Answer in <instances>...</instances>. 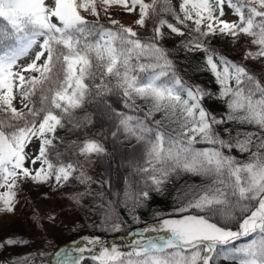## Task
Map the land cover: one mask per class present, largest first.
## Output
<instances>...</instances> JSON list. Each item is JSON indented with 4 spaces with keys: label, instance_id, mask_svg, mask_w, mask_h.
Instances as JSON below:
<instances>
[{
    "label": "snow or ice",
    "instance_id": "1",
    "mask_svg": "<svg viewBox=\"0 0 264 264\" xmlns=\"http://www.w3.org/2000/svg\"><path fill=\"white\" fill-rule=\"evenodd\" d=\"M180 176L171 211L144 220ZM29 184L91 221L70 231H96L8 264H264V0H0V214ZM130 224L127 245L96 234ZM31 243L0 236V252Z\"/></svg>",
    "mask_w": 264,
    "mask_h": 264
},
{
    "label": "rangeland",
    "instance_id": "2",
    "mask_svg": "<svg viewBox=\"0 0 264 264\" xmlns=\"http://www.w3.org/2000/svg\"><path fill=\"white\" fill-rule=\"evenodd\" d=\"M175 3L176 0H173V4ZM109 12L112 13L113 19H119L125 24L131 23L133 19L131 15L124 13L123 9L119 6L114 5L110 7ZM101 21L107 23V19L103 16V14L101 16ZM216 41L221 49L232 51L239 48V44L235 47L231 45L230 38L219 37L216 38ZM169 42L174 44L177 43L176 40H170ZM241 43H244V41H241ZM207 104L209 107L213 106V104L209 101H207ZM45 192H48V189L45 186L36 188L34 185L29 184L25 189L24 198L21 199V203L16 208L15 214H0V236H9L15 234L23 236L25 239H29L32 242L30 248H12L7 252H0V262L3 260L8 261L17 254L33 251L32 249L40 248V246L43 245H45V247L53 246L55 249H57L61 247L74 246L77 244L69 242V238L66 233H69L70 230L59 221L58 217L55 224L44 222V227H37L33 224L31 217L34 210H38L41 213L50 212L53 210V207L57 202V198L55 196L57 193L50 194L49 197L45 199L43 196V193ZM25 200L28 202L25 203ZM73 226L74 224L72 227ZM132 239L133 236L130 234L129 237H126L121 241L127 245L131 243ZM107 242L109 244H117V241L110 239H108ZM78 244L83 246V241L80 240Z\"/></svg>",
    "mask_w": 264,
    "mask_h": 264
},
{
    "label": "trees",
    "instance_id": "3",
    "mask_svg": "<svg viewBox=\"0 0 264 264\" xmlns=\"http://www.w3.org/2000/svg\"><path fill=\"white\" fill-rule=\"evenodd\" d=\"M101 22L105 23L103 21H101ZM214 43L219 49H221L219 47L216 39L214 40ZM174 45H175L174 43H171L168 41L167 46L173 47ZM238 49L232 50V51H230V50L228 51L227 49H222V50L227 51L233 57H236L239 59L240 53H239ZM177 63H178L179 67H186L187 66V61L185 60L183 53H180L178 55ZM198 82L204 83L208 87H213L211 79L209 76L200 74L199 78H198ZM209 102H211L212 104L214 103L213 101H209ZM84 111L90 113L92 111V109L86 108ZM78 115L83 116L84 112H80V113H78ZM64 134L65 133H63V132L61 133V135H64ZM103 172H104V169L100 165H93L91 168H89V173L98 179L103 176ZM186 183L187 184L192 183V181L189 179V177H187V176L177 177L175 179V181H173V183L170 185L168 191H166L163 196L156 195L154 200L152 202H150V205L141 210V212L143 213L142 218L148 222H151L152 212L154 210L159 209V210H164V211H171V209L175 206V198L178 196V194L180 193V190L183 189V187L185 186ZM55 196L57 198V202H56L55 206L53 207V210H55V213L57 214L59 221L63 225H65V227L69 228V230H70L72 228L73 224L75 226H77L78 228H80L84 224H90L91 223V221H89L87 219V217H84L82 219L81 216L77 214V212L73 211V209L67 205V202L58 193ZM140 226L141 225L130 224L128 227H126L120 233H114V232L100 233V232H97L96 234L101 235V237L103 239H105L106 241L108 239H110L113 241H117V244L123 245L124 242L121 240H123L126 237H129L130 233L134 232ZM94 231H96V230H94L92 228L85 227V228H82V230L69 231V233H66V235L68 236L70 243H79V241L81 240V237L88 236V235L92 234ZM124 245H125V243H124ZM37 249L44 251L46 253V255H48V256H50L54 251H56L55 247H53V246L45 247V245L40 246V248H37ZM32 250L34 251L35 249H32ZM8 261L3 260L0 262V264H8ZM88 264H93V262L91 260H89Z\"/></svg>",
    "mask_w": 264,
    "mask_h": 264
}]
</instances>
